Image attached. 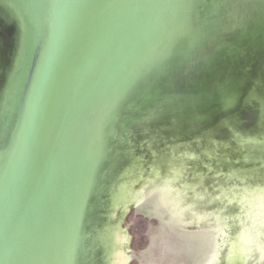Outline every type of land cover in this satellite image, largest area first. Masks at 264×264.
Instances as JSON below:
<instances>
[{
	"label": "water",
	"instance_id": "water-1",
	"mask_svg": "<svg viewBox=\"0 0 264 264\" xmlns=\"http://www.w3.org/2000/svg\"><path fill=\"white\" fill-rule=\"evenodd\" d=\"M0 264H264V0H0Z\"/></svg>",
	"mask_w": 264,
	"mask_h": 264
}]
</instances>
